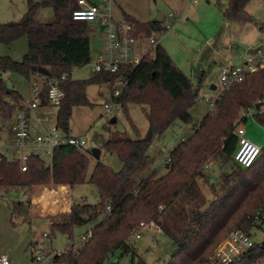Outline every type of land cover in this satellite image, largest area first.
<instances>
[{
  "label": "trees",
  "instance_id": "obj_1",
  "mask_svg": "<svg viewBox=\"0 0 264 264\" xmlns=\"http://www.w3.org/2000/svg\"><path fill=\"white\" fill-rule=\"evenodd\" d=\"M250 0H226L221 14L227 22L237 25L254 24L264 34V21H254L245 7ZM78 0H27V11L17 22L0 25V43L10 45L24 37L27 51L20 62L9 56H0V116L6 122L23 110V98L6 85L4 75L15 73L30 84L36 77L55 80L64 97L57 108L55 127L68 135L69 119L74 107H89L86 88L108 83L112 94L122 84L116 103L126 112L130 105H139L146 111L148 131L143 138L130 140L117 133L103 148L115 154L120 171L96 162L89 174V156L71 147L54 148L50 164L35 154L27 156L26 171H21L20 160H8L0 153V198L16 188L42 185H75L88 183L97 193L95 204H74L66 216L51 224L58 231L74 239L73 229L94 219L91 238L77 255L55 256L52 264H106L120 251L130 256L131 264H148L138 256L129 241L131 232L140 223H154L167 236L173 254L164 264H210L217 245L234 228L252 239L253 229H259L264 211V147L256 162L247 169L233 165V171L222 180V194L211 201L196 198L193 190L200 181H206L203 170L210 158L221 156L232 159L237 138L239 114L256 106L254 118L264 127V110L257 106L264 100V69L249 74L242 82L222 91L210 110L191 135L170 151L166 173L155 171L142 176L153 163L148 149L156 136L163 134L176 120L189 123L190 109L197 92L189 76L171 60L167 51L156 45L138 64L119 65L115 73H95L89 79L73 80L72 72L91 63L87 23L71 18L78 8ZM39 9H50L52 20L40 23L35 19ZM124 22L133 27L134 35L147 38L162 31L161 21L140 23L124 14ZM47 105V90L41 93V106ZM238 172V175H237ZM233 179V181H229ZM24 204L11 202V214H21ZM107 207L110 213L106 212ZM258 214V215H257ZM258 221V222H259ZM136 259V262L134 263ZM264 262V242L254 243L238 264ZM264 264V263H263Z\"/></svg>",
  "mask_w": 264,
  "mask_h": 264
},
{
  "label": "rangeland",
  "instance_id": "obj_2",
  "mask_svg": "<svg viewBox=\"0 0 264 264\" xmlns=\"http://www.w3.org/2000/svg\"><path fill=\"white\" fill-rule=\"evenodd\" d=\"M33 1L40 2L41 0ZM177 1H180V4L176 6L173 0H149V10L152 16H158V20L168 17L166 15L169 13L177 18L178 21L164 36L160 37V41L163 40L162 46L167 47L171 60L182 72L190 76L196 87L197 97L190 109L191 121L185 123L176 120L163 134L156 136L149 146L148 156L153 159V169L155 168L159 174H164L166 171L165 164L169 152L183 139L189 137V133L211 110L210 105L221 95L223 91L219 78L221 70L243 64L247 56L251 55L247 53L248 50L258 49L264 41V34L254 24L237 25L224 19L221 10L226 0H198L195 6L192 5L191 0ZM95 2L99 4L98 1L95 0ZM245 10L254 21H264V0H250ZM25 12L26 0H0V23L17 22ZM50 14L48 9H40L35 19L39 22H50L52 20ZM95 25L87 23L86 30L91 41L92 61L74 70V80H85L92 77L94 63L104 50L102 28ZM26 42V39L22 37L11 45L0 43V56H10L14 60L21 61L23 54L27 51ZM35 79L37 86L40 87L42 82L39 77ZM4 80L7 86L14 87L25 98L30 97V83L20 75L7 73ZM211 86H214L215 90H211ZM86 97L93 107H74L69 123L73 130H80L84 136L86 144L83 151L90 156L91 161L100 162L113 171H120L121 164L117 156L108 153L103 148V144L117 133L130 140L143 138L148 130L143 110L139 105L128 106L126 112L120 109V115L114 118L116 123L111 124L112 118H107L102 114L103 103L113 98L110 85L107 83L89 85L86 88ZM11 118L4 122L0 116V152L7 159L18 158L13 148L14 136L11 131L13 117ZM241 125L245 129L246 137L262 149L264 147V127L253 115H248ZM3 126H5L4 131ZM94 150L101 152L99 160L92 155ZM39 157L46 165L50 164V157L46 156L42 150H40ZM208 161H212L213 165L203 170L205 175L215 179V182L211 185L207 178L206 181H199L198 186L193 190L196 198L200 200L205 198V201H211L214 195L219 197L222 194V180L232 173L234 165L232 159H225L221 156L210 158ZM148 171H145L143 176ZM229 181L232 182L233 179ZM31 188H16L0 198V254H6L11 259V264H29L31 254L37 251L39 255L46 256L43 264H52L50 256L47 255L65 250L70 246L72 239H68L58 231L52 232L51 220L68 215L70 206L74 204H95L97 202L94 196L96 190L88 183L71 188L52 184ZM29 200H31L30 209ZM11 202L16 205L24 204L23 210L20 211L21 214H11ZM26 216L30 223L24 222ZM98 220L94 219L86 225L74 227L73 240L76 244L70 248L71 250L76 249L81 236ZM256 221L261 225L259 229H253L251 237L254 243L261 244L264 242V216L262 220ZM153 228L154 226L142 229L138 239L130 237L129 241L137 249L138 256L148 264H164L170 260L174 249L170 239L160 231L153 232ZM106 264H131V258L128 255L121 256L120 251H116ZM210 264H212L211 258Z\"/></svg>",
  "mask_w": 264,
  "mask_h": 264
},
{
  "label": "built area",
  "instance_id": "obj_3",
  "mask_svg": "<svg viewBox=\"0 0 264 264\" xmlns=\"http://www.w3.org/2000/svg\"><path fill=\"white\" fill-rule=\"evenodd\" d=\"M108 1V0H102ZM192 5H197L198 0H191ZM78 8L72 11L71 18L76 22L96 23L104 30L105 48L101 55H98L94 63L95 73H115L119 65H136L139 61L146 56L152 48L157 45L158 37L164 36L177 22V18L173 15L162 20V31L159 34L143 37L142 35H134L133 27L123 22L117 23L113 21L110 15L95 4H89L86 0H78ZM147 45V47H146ZM149 47V48H148ZM264 69V44L258 49L253 51V54L248 55L246 61L237 66L223 68L220 72V84L222 89H228L232 84L242 82L249 74H253L259 70ZM42 85L40 87L36 84V79L31 83V90L33 96L30 100H23L21 107L23 110L33 111L41 106V93L45 87L47 90V105L58 108L62 101L64 94L57 87L55 80H46L44 76H39ZM122 84H118L113 98L108 99L103 103V115L110 117L112 120L120 115V105L116 103V98L120 93ZM213 104L210 105L211 110ZM257 106H261L264 110V100H258ZM257 112L256 106H252L243 110L240 113L239 124L236 127L234 134L237 138V144L233 153V162L244 169L250 168L258 159L261 148L246 138L245 129L241 122L245 121L248 115H254ZM5 130V126L2 127ZM11 131L14 136V151L20 153L22 149L29 146L30 142L34 146L33 154L40 155V150L45 155H50L54 148L58 147H71L81 150L85 144V138L82 136H70L60 132L55 126L50 131L43 132L40 135H31L28 117L25 116L23 111H18L14 115ZM28 155H21L18 160L21 161V171L25 172L26 168L24 162ZM213 165L212 161H207L203 169H209ZM107 213H110V208L107 207ZM264 213V211H263ZM258 215V214H257ZM264 216V214H262ZM148 224L140 223L138 228L131 232L130 237L138 239L142 229L146 227H153L154 231H160L159 227L154 223ZM129 237V238H130ZM91 238V231L88 230L80 238L76 249L72 250L77 255L84 244ZM76 242L72 240L70 246L63 251H56L52 253L50 258L68 254ZM254 246L253 240L242 232L240 229L231 230L227 236L217 245L211 257L212 264H238L243 259L245 254L249 252ZM46 256L39 255L37 251L32 254V259L29 264H43ZM0 264H11V260L6 254H0Z\"/></svg>",
  "mask_w": 264,
  "mask_h": 264
},
{
  "label": "crops",
  "instance_id": "obj_4",
  "mask_svg": "<svg viewBox=\"0 0 264 264\" xmlns=\"http://www.w3.org/2000/svg\"><path fill=\"white\" fill-rule=\"evenodd\" d=\"M42 1V0H41ZM40 1V2H41ZM87 3L89 4H95L99 7L100 10H103L104 12L108 13L110 15V17L113 19V21L117 22V23H120V22H123L124 21V14L128 15L129 17L135 19L136 21L140 22V23H147V22H150V21H161L163 20L161 18V20H158L157 17L158 16H152V14L150 13L151 11L149 10V0H108V1H102V0H96L99 2V4H97L95 2V0H86ZM173 4L174 5H179L180 4V1H177V0H173ZM50 12L51 10L48 9ZM26 11H27V0H26ZM40 11V9L38 10ZM37 11V12H38ZM36 12V13H37ZM174 13H177L176 11H173ZM26 13V12H25ZM171 13L167 14L166 16H169ZM174 15V14H173ZM50 16L52 17V12L50 14ZM39 22V21H38ZM5 23H8V22H4V23H0L1 24H5ZM40 23H46V22H40ZM93 25H95L96 23H92ZM95 26H100L98 24H96ZM101 27V26H100ZM102 28V27H101ZM104 29L102 28V31ZM96 31V30H94ZM103 35H104V31H103ZM104 42H103V49L105 48V39L103 38ZM27 43V42H26ZM162 43H163V40L160 41V38L157 39V45H160L162 46ZM13 44V43H12ZM262 44H264V41L262 42ZM261 44V45H262ZM11 45V44H10ZM260 45V46H261ZM147 47V45H146ZM166 51H167V47H165L164 45L162 46ZM90 48H91V41H90ZM149 48V47H148ZM153 49V48H152ZM26 50H27V47H26ZM248 51H254V50H251L249 49ZM26 53V51H25ZM25 53L23 54V56L25 55ZM168 53V52H167ZM22 56V58H23ZM10 57V56H9ZM12 60H14L12 57H10ZM21 58V60H22ZM16 62H20V61H17V60H14ZM176 65V63H175ZM177 66V65H176ZM178 67V66H177ZM233 67V66H232ZM179 68V67H178ZM180 69V68H179ZM76 70V69H75ZM74 72V71H73ZM73 72H72V79L74 80L73 78ZM185 73V72H183ZM186 74V73H185ZM198 75V74H197ZM5 76H7V74L4 75V78ZM189 76V75H187ZM190 77V76H189ZM201 77H203V74H201ZM77 80V79H75ZM82 80V79H81ZM199 82L201 81V78L198 80ZM108 84V83H107ZM14 88V87H12ZM30 88V97L29 98H25L21 93H19L17 90V92L21 95V97L23 98V100H30L33 96V92L31 90V84L29 86ZM15 89V88H14ZM88 99V98H87ZM89 101V100H88ZM90 102V101H89ZM92 104V103H90ZM93 105V104H92ZM56 111H57V108L55 107H52V106H49V105H46V106H39L38 108H36L35 110L33 111H29L28 112V120H29V125H30V131H31V135H40L42 134L43 132H47V131H50V129L52 127L55 126V116H56ZM144 113V116L147 120V115H146V111H143ZM16 114V113H15ZM103 114V113H102ZM71 115H72V112H71ZM71 117V116H70ZM14 118V116H13ZM52 121H53V124H52ZM116 123V120H112L111 121V124H115ZM147 124H148V121H147ZM69 127V132H68V135L70 136H82L80 130H73L70 123L68 125ZM148 131V130H147ZM147 133V132H146ZM192 131L189 133V136L191 135ZM146 135V134H145ZM245 136H246V132H245ZM84 137V136H82ZM247 138V137H246ZM187 139V138H186ZM185 139H183L182 141H184ZM106 143V142H105ZM104 143V144H105ZM103 144V145H104ZM84 147L81 149L82 152L83 151ZM33 151H34V146L32 145V143L30 142L29 146L26 148V149H22L20 151V153H17L18 154V158H13V159H8V160H17L19 159V156L20 155H30V154H33ZM15 152V151H14ZM1 153V152H0ZM86 155H88L86 152H84ZM170 153V152H169ZM2 154V153H1ZM20 154V155H19ZM101 154V152L99 153ZM3 155V154H2ZM4 156V155H3ZM48 157H50V155H46ZM89 156V155H88ZM89 159H90V164H89V168H90V165H91V168H90V171H89V174L90 172L92 171L96 161H91V158L89 156ZM95 160V159H94ZM153 160V159H152ZM166 165V164H165ZM152 168H149L148 170V173H146L145 176L149 175L151 172L155 171L156 174L158 176L162 175V174H159L156 169L154 168L153 169V166H151ZM121 169V167H120ZM119 171V170H118ZM166 173V171H165ZM144 175V174H143ZM142 175V176H143ZM35 187V186H34ZM32 187V188H34ZM39 186H37L38 188ZM66 188H69L68 186L65 185ZM31 188V189H32ZM97 194V193H96ZM98 197V196H97ZM97 197H95V199L97 200ZM30 204H31V200H29V209H30ZM71 207V206H70ZM28 209V208H27ZM70 210V209H69ZM27 211V210H26ZM69 213V212H68ZM61 218L60 216L57 217V219H52L51 220V224L55 223V222H58L60 221ZM24 222H28L30 223L28 217L26 216L25 219H24ZM153 232H154V229H153ZM3 254V253H1ZM31 259H32V254H31ZM10 259V258H9ZM11 260V259H10Z\"/></svg>",
  "mask_w": 264,
  "mask_h": 264
},
{
  "label": "water",
  "instance_id": "obj_5",
  "mask_svg": "<svg viewBox=\"0 0 264 264\" xmlns=\"http://www.w3.org/2000/svg\"><path fill=\"white\" fill-rule=\"evenodd\" d=\"M248 54H253V51H248L247 52ZM210 89L211 90H215V87L214 86H211L210 87ZM257 112H255V114H256ZM99 150H94L93 152H92V155L94 156V158L96 159V160H99ZM208 182H209V184H213L214 182H215V179H213V178H208ZM95 197H97V194H95L94 195Z\"/></svg>",
  "mask_w": 264,
  "mask_h": 264
}]
</instances>
